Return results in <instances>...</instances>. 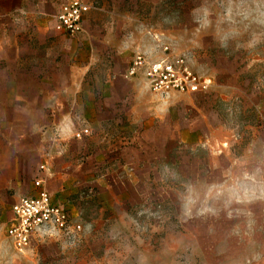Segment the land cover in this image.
Instances as JSON below:
<instances>
[{
  "label": "rangeland",
  "instance_id": "obj_1",
  "mask_svg": "<svg viewBox=\"0 0 264 264\" xmlns=\"http://www.w3.org/2000/svg\"><path fill=\"white\" fill-rule=\"evenodd\" d=\"M133 13L126 41L134 52L145 45L144 32L159 54L168 48L197 74L211 76L212 95H159L136 104L148 112L141 126L110 120L89 128L85 157L93 160L95 179L114 169L120 150L140 144L142 131L165 129L163 136L144 138L142 197L112 215L94 206L97 188L80 190L76 211L85 228L76 246L38 234L18 252L0 226V264H264V0H165L158 8L138 4ZM105 74L88 72L86 96L96 93V78L98 92L106 93ZM47 120L32 122L36 148L28 159L35 170H47V148L77 128L63 119L49 130ZM6 123L5 143L30 140ZM80 123L89 125L93 117ZM194 126L200 129L187 131ZM13 200L12 187L0 184V225ZM93 220L106 224L100 235L88 228Z\"/></svg>",
  "mask_w": 264,
  "mask_h": 264
},
{
  "label": "crops",
  "instance_id": "obj_2",
  "mask_svg": "<svg viewBox=\"0 0 264 264\" xmlns=\"http://www.w3.org/2000/svg\"><path fill=\"white\" fill-rule=\"evenodd\" d=\"M66 1L0 0V184L10 185L14 193L8 217L0 225L3 231L11 219V207L16 200L37 193L33 185L36 179L43 181L51 203L66 210L83 230L82 212L76 211L83 200L82 189L99 190L94 206L106 212L104 214L125 211L143 195L141 190L146 180L144 166H141L144 138L154 133L163 136L165 132L159 126L154 131H142V138L138 139L140 144L125 147L116 154L114 169L98 179L93 178L91 167L94 163L91 157H85L84 148L89 140V128L100 127L110 120L141 126L148 112L137 110L136 104L159 96L149 90L141 75L129 79L126 71L135 53L144 54L149 61H159L164 57L163 50L159 54L153 38L144 32L140 35L145 40L141 52H134L126 40L132 34L133 7L140 4L158 8L165 0H83L90 9L82 18L81 32L74 38L67 35L56 18ZM84 55L86 59L83 60ZM44 56L47 58L41 59ZM105 58L109 63L104 62ZM90 70L106 72L102 80L105 94L98 92L102 85L95 77L96 93L86 96V76ZM214 85L213 81L207 96L212 95ZM85 104H91L92 109L86 110ZM90 116L93 123L81 125L80 122ZM38 119H46L49 130L64 119L76 124L75 134L83 130L88 132L79 139L75 134L72 136L73 132L69 133L64 143L47 148L50 157L44 171L35 170L34 161L28 159L31 150L36 148L33 136L38 128L32 122ZM6 120L12 134L28 135L30 140L11 139L5 143ZM199 129L194 126L187 131L193 133ZM177 130L180 141L182 131ZM103 226L106 224L93 220L88 228L100 235ZM82 233L79 241L70 246L82 241Z\"/></svg>",
  "mask_w": 264,
  "mask_h": 264
},
{
  "label": "built area",
  "instance_id": "obj_3",
  "mask_svg": "<svg viewBox=\"0 0 264 264\" xmlns=\"http://www.w3.org/2000/svg\"><path fill=\"white\" fill-rule=\"evenodd\" d=\"M90 6L83 0H67L56 18L71 38L81 32L83 16ZM164 57L159 61H149L144 54L135 53L126 71V78L141 75L149 90L158 95L205 94L213 87V79L195 73L182 56L169 55L168 48H162ZM87 130L75 134L79 139ZM40 171L45 167L40 166ZM37 193L33 196L19 197L11 207V219L5 226L6 238L13 248L22 252L29 248L38 235H55L69 245H75L83 232L81 224L73 221L66 210L54 205L43 185V181L33 182Z\"/></svg>",
  "mask_w": 264,
  "mask_h": 264
},
{
  "label": "bare ground",
  "instance_id": "obj_4",
  "mask_svg": "<svg viewBox=\"0 0 264 264\" xmlns=\"http://www.w3.org/2000/svg\"><path fill=\"white\" fill-rule=\"evenodd\" d=\"M46 181H47V180H46ZM46 181H45V182H46ZM219 227H220V226H219ZM219 227H218V228H219ZM222 227H223V226H222ZM229 248H230V247H229Z\"/></svg>",
  "mask_w": 264,
  "mask_h": 264
}]
</instances>
